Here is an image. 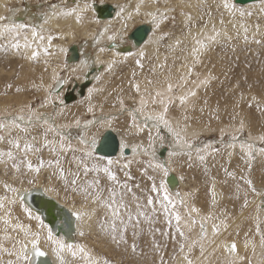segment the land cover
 <instances>
[{
    "label": "snow or ice",
    "instance_id": "obj_1",
    "mask_svg": "<svg viewBox=\"0 0 264 264\" xmlns=\"http://www.w3.org/2000/svg\"><path fill=\"white\" fill-rule=\"evenodd\" d=\"M161 0H150L153 5H159ZM103 3V0H101ZM96 0H75V7L59 9L56 4L50 6V11L46 12L43 17V22L38 26L29 25L26 23L17 24L15 22L8 23V16L0 15V52H15L21 54L23 49L24 59L30 61H37L41 56L48 58L55 53L51 51L53 48V40L58 39V36L53 35L48 29L45 28L51 18L57 16L74 17L77 24H81L87 13L91 12V22L96 24L97 30L94 31L90 38L97 49L95 59L91 57L82 59L80 64L71 68L70 74L67 78L59 75L55 69L53 70V84L47 89V95L41 100L38 106H33L31 103L22 104L14 112H6L4 116L0 117V166H3L5 175L11 170L13 175L17 178L27 176L32 173L35 174L32 178L27 180L29 185H34L36 176H38L42 169H51V175L55 176L62 184V189L65 193L71 192L73 198L80 197L79 207L73 205L69 208V217L76 222V229L73 232L70 228L60 230L61 226L57 225L54 229L46 222L43 215L35 210L28 204L27 197L31 195L30 189L16 187L13 184L4 183V194L0 195V264H50L46 259L49 252L54 256L56 264H110L107 259L101 260L94 252L86 245L74 240L73 236L83 237L85 232L81 225L87 220L91 221L97 215V212L103 209V216L97 220L99 230L111 239L117 246L120 244H127L126 233L131 227L133 229V237L139 235L141 221L152 225L157 221L154 219L161 213L164 215L166 223L169 227L173 226L175 221V233L172 234V240L178 244V252L180 254V264H208L209 257L218 248H223V251L228 255L223 260L222 264H252L251 259L247 255H239L238 246L235 241L231 243L222 242L216 244L215 237H217L221 228L227 230L229 225L225 220L216 222L217 218L210 212L207 215H199L200 209L195 206L188 205L179 192L173 194L168 186L166 178L169 176L170 167L167 163L161 162L156 153L155 145L156 138L163 144L166 137L162 133L166 132L173 142V151L168 153L169 157L178 155L187 156L189 166L193 157L195 156L198 161L203 164L207 155H211L214 151L219 149L214 148L208 143H196V137H189L187 135L188 124H182L177 120L175 124L168 119L169 105L173 103L174 86L169 81L164 92L155 91L151 103L153 105L159 103L163 105V111H149L147 95H151L148 89L145 88V94H141L139 104H133L128 107V115L130 117V124L128 128L134 129L136 134L144 133L147 130V146L143 143L129 145L121 142L120 151L121 156L124 155L126 149L131 147L133 155L142 154L147 159L128 160L123 165L127 169L135 162L143 165L141 175L150 181V186L147 189H142L143 196L137 195L133 190L139 189L140 184L130 185L127 181L134 179L130 172H125V181H121L113 170V161L108 160L106 164L100 163L94 154V149L97 143V134L88 135L89 126L99 125L100 127H111L112 120L115 117H101L88 120L84 123L82 131L76 137L79 146H73L72 138L67 135L63 129L70 127L66 124H57L56 116L63 113V106L65 100L61 98L63 85L71 79H80L83 77L87 79L88 75L96 67H100V71L93 76L96 82H99L104 73H111L114 66L120 63L119 53L116 51L118 42H123L129 23L133 20L134 16L141 15V8L145 5V0H138V3L131 9L125 4L117 2L113 5L115 12L113 19L120 24L119 29L114 27L113 20L102 22L96 15ZM219 8H223L224 12L231 16L236 15V7L234 2L230 0H222ZM11 11V9H8ZM168 10L161 11L159 7L154 10H148L143 13L146 17L150 18L149 23L152 25V31L159 30L163 21L167 20ZM175 11V9H171ZM261 13H264V0H261ZM207 15L211 17V12ZM239 15L252 16V12L240 11ZM174 19V17H173ZM193 17L191 14L187 15V20L191 21ZM223 24V19L220 21ZM233 27H236L234 24ZM244 29V40L247 42L248 28L240 25ZM257 31L259 25L256 26ZM207 29V24L205 25ZM31 34L29 35L27 33ZM191 34V29H189ZM192 35L193 46L189 50V55L192 57L193 65L198 62L199 56L204 50H207L210 45L218 43V38L221 31L217 30L215 25L209 31L201 29L199 32ZM166 38V34L161 35L160 39ZM229 39H231L229 37ZM151 41V38H149ZM183 41L179 38L176 39L171 48L178 47ZM260 44V40L254 41ZM106 44L111 45L112 57L107 61L100 58V53L109 51ZM66 50L63 47L59 48L60 53ZM134 55L128 52L124 57L126 60L128 56ZM139 57L136 60L138 67L143 68L141 61L145 57V51L139 49L135 53ZM167 58H165L166 60ZM48 61L45 59V64ZM160 67L165 65L161 64ZM47 70V69H46ZM67 70V66H65ZM193 67H188V72L185 76H181L184 85L188 83L187 76H191ZM74 74V75H73ZM147 83L151 85L153 81L148 80ZM196 84V81H192ZM207 80L200 81V84H206ZM184 85L178 84L176 87H183ZM59 86V87H57ZM11 87V86H9ZM135 91L140 94V85L134 84ZM199 87V84H197ZM102 89L89 88L88 99L91 100L94 91H101ZM17 92L21 89L17 88ZM196 91L187 89L185 93L178 97L179 104L184 106L190 97H195ZM120 111L126 109L123 99H119ZM52 105L53 112L46 113L40 111L49 105ZM59 106V112L57 107ZM251 106V105H250ZM115 107V104L113 105ZM89 112H93V106L90 104L88 107ZM188 117L185 116L184 120ZM77 127H81V121H75ZM244 127L243 120L240 123L238 132H242ZM155 129V136L153 135ZM38 134H34L37 133ZM224 131L221 130V139H223ZM51 136V139L49 138ZM261 143H264V135L259 137ZM231 143L227 144L229 148H235L236 142L239 141V136L233 134L231 136ZM240 150L247 157L250 162L255 158V153L264 154V147L257 148L254 143L240 142ZM55 157L45 161L39 154L43 150ZM68 153H72L71 158L66 160ZM79 153V155H77ZM33 157H36V163L33 162ZM103 157L100 158V161ZM69 165L68 168L64 164ZM74 166V167H73ZM249 163V170H250ZM149 170L153 174H149ZM207 171V169H205ZM228 176L235 178V174L227 172ZM92 176L89 179V176ZM101 174L106 177L108 185L104 186L101 182ZM159 180V182H157ZM24 180L20 179V184L23 185ZM244 183L248 186L251 192L259 197V202L256 206V214L253 217L254 232L253 236L259 237V247L261 253L258 259V264H264V192L257 191L253 181L246 179ZM55 193L59 195L55 187H45L43 189L44 195ZM129 196L131 200H129ZM146 197V200L144 199ZM213 202L216 200V193L214 189L211 192ZM19 204L23 213L28 221H35V226L32 224H25L14 215V208ZM249 201L245 195L242 207H247ZM178 205L186 209V216L181 215L178 210ZM91 206V207H90ZM196 213V216H193ZM66 219H68L66 217ZM211 222V236L209 239L208 224ZM198 225L199 232L196 239H191L188 233ZM155 234L158 229H149ZM142 231V229H140ZM161 235L167 237L168 232H163ZM177 235L179 239H177ZM11 244L6 247L5 244ZM207 242V246H206ZM154 247L159 251L160 245L153 240ZM216 244V248L212 252L208 251V247ZM45 247L48 249L44 250ZM251 247L253 256H256V243L249 238L244 241V249L247 250ZM198 249L199 255L193 257L194 251ZM131 250L136 252L137 245L135 242L131 245ZM6 255L14 259H8L6 262L2 257ZM41 258H45L42 260ZM171 259L175 262L176 255L174 254ZM160 264H168V261L161 255Z\"/></svg>",
    "mask_w": 264,
    "mask_h": 264
},
{
    "label": "rangeland",
    "instance_id": "obj_2",
    "mask_svg": "<svg viewBox=\"0 0 264 264\" xmlns=\"http://www.w3.org/2000/svg\"><path fill=\"white\" fill-rule=\"evenodd\" d=\"M15 6H21L25 8L28 4L34 6L41 4V9L45 8V5L50 7L52 4H61L65 2H71V0H15ZM129 1V0H125ZM72 3V2H71ZM96 3L97 0H96ZM171 4H176L174 0H171ZM73 4V3H72ZM12 10V9H11ZM198 16L192 22L189 21L183 25L181 21V11L175 10L168 15V19L161 25V35L166 34V38L158 41V48L160 52L165 55V66L154 67V61L156 55L146 54L144 59L141 61L143 68L138 67L136 60L138 56L126 60L124 62L117 63L111 73L105 72L102 79L97 85H102V90L97 96H92L91 102L93 106V112L88 111L90 102H82L75 105H71L70 109L64 113L61 118L62 121L72 119L78 116L80 120H90L97 116L98 105L102 109L109 111H118L119 99L133 98L136 96L135 83L141 84V93L145 94L144 90L147 86L148 92L151 93L149 96H153L150 86L153 83H159L164 78H169L172 75L171 70L176 66L177 63H181L180 54H184L187 51V43L182 42L178 47L174 49L170 47L169 41L174 39L177 34L184 36L186 29H192L199 25H206L209 20H213L218 24L227 28L225 21L227 20L224 12L221 8L218 9L216 0H204L203 4L197 6ZM243 11V10H241ZM252 12V16L241 17L236 14L232 19L242 22L248 29L251 25V32L248 30L246 35L248 36L247 42L244 40L245 32H236L227 39L226 37H219L218 43L211 45L206 52L201 55L200 61L194 65V69L197 70V77L202 78L203 74L208 73L211 78L207 84L202 85L197 96L198 104L191 103L190 106H186V110L181 114L180 106L175 105L176 96H173V103L169 105V115H180L188 117L185 122L203 125L214 130L205 133H196L192 137H196V143H208L219 151L212 152L211 155L206 156V160L201 164L198 159L194 156L189 166L187 156L178 155L173 158L172 163L181 175V179L184 185V190L190 193L191 200L197 207L203 212L212 210V214L219 220H225L229 222L237 215L245 211H249V205L245 208L242 207L244 203L245 195L250 200L254 197V194L248 189V186L244 183L246 179H251L257 191L264 192V171L261 169V159L264 158V154L255 153V158L252 161H248L247 157L240 150V142H251L256 145L257 148L264 147V143H261L259 137L264 135V16L259 15V12L248 10L244 12ZM211 12V17L207 15ZM174 17V19H173ZM223 19V24L220 23ZM257 25L259 30L257 31ZM126 42L127 38L125 39ZM260 40L261 43L257 44L254 41ZM53 41H58L54 39ZM11 52V51H10ZM0 52V103H9L11 107L6 108V112L18 109L20 106L16 105L17 98L19 95L24 94L27 102L24 104L31 103L33 106H38L41 100L46 96L48 88L45 87L44 82L49 80L48 72L53 65L52 59L41 57L37 61H31L30 66L24 61L23 53L15 54V52ZM10 54V55H9ZM182 56V55H181ZM45 59L48 63L45 64ZM44 61V62H43ZM52 64V65H51ZM50 65V66H48ZM99 67V66H98ZM47 69V70H46ZM155 69L157 71H155ZM169 70V71H168ZM168 71V72H167ZM66 72L63 69L62 74ZM174 72V71H173ZM163 74V75H161ZM174 74V73H173ZM66 75V74H65ZM191 78L194 74H191ZM148 80L153 81L151 85L147 83ZM39 82L43 83L40 84ZM39 83V84H38ZM48 83V84H49ZM174 86V92L178 93V84ZM146 85V86H145ZM11 86V87H9ZM21 89L17 92L16 89ZM82 99V98H81ZM79 99V100H81ZM130 101V100H129ZM127 102V101H125ZM115 104V107L113 105ZM251 105V106H250ZM53 107H48L47 111L52 113ZM5 112V113H6ZM3 113V114H5ZM117 113V117L113 119L112 126L117 129L120 134L125 136L130 141H135L136 144L143 143L147 146V133L136 134L135 131L130 130L128 125L130 121L128 115L123 113ZM1 114V115H3ZM99 114V115H100ZM119 114V115H118ZM243 120L244 127L242 132H238L240 129V123ZM83 122V121H82ZM218 125H226L228 130L232 126L231 130H223L224 135L221 139V130ZM222 127V126H219ZM101 131L99 126L93 127L91 134L94 132ZM220 131V132H219ZM34 134H38L34 133ZM235 134L239 136V141L236 142V147L233 149L234 158L228 156L229 147L228 143H231V136ZM72 139L78 136L76 130L67 133ZM155 136V131L153 132ZM166 136V134H165ZM51 139V136L49 137ZM159 139L158 137L156 140ZM166 141V139H165ZM42 158L47 161L49 159H55L48 150H43L40 154ZM72 153H68L66 160L71 158ZM79 155V153H77ZM246 158V164L238 170L235 167V162L241 163L243 160L240 158ZM95 158L103 164L107 163V159L100 161L101 157L95 156ZM33 162L36 163V157H33ZM147 159L143 155L132 160ZM123 160V159H122ZM249 163L251 165L249 170ZM65 168H68L67 163L64 164ZM74 167V166H73ZM113 170L116 172L119 179L125 181V172H130L134 178L127 181L130 185L140 184V188L133 190L137 195L143 196L142 189H147L150 186V181L141 175L143 165L133 162L129 168H123L120 162L113 161ZM207 169V171H205ZM227 172L235 174V178L228 176ZM51 169H42L41 173L36 176V185L40 183L41 186L55 187L59 193L56 198L69 205L79 207L80 197L73 198L71 192L65 193L62 189L61 182L51 175ZM149 174H153L149 170ZM35 174H28L27 176L17 178L13 175L11 170L5 175L3 166H0V194H4L3 184L9 183L16 187L32 188L34 185H29L27 180L32 178ZM92 176L90 174L89 179ZM20 179L24 180L23 185L20 184ZM213 181L217 182L218 188L223 192L224 197L221 201L215 205L211 201L210 197V185ZM101 182L104 186L108 185L106 177L101 174ZM159 182V180H157ZM195 189V192H192ZM31 190V189H30ZM37 194L40 192H36ZM146 200V197H144ZM129 200L131 197L129 196ZM91 207V206H90ZM18 206L14 208V215L25 224H32L35 226V222L28 221L24 213L18 211ZM103 209L97 212L96 226L94 235L95 238L85 233L84 238L80 239L85 242L94 252V254L101 260L107 259L110 264H160L161 255L168 264H177L180 254L178 252V244L172 240V234L175 233V221L173 220V226L169 227L166 223L164 215L161 213L154 219L156 223L149 225L148 223L141 221L139 235L133 237V229L129 227L126 233L127 244H120L117 246L111 241V239L105 236L97 225V220L103 216ZM245 221L248 224L247 233L244 236H239L238 228L231 230V233L227 235L230 240L232 237L239 239H246L253 236V229L250 223L251 215H244ZM158 229L153 234L149 229ZM238 230V231H237ZM163 232H168L169 236L165 237L161 235ZM189 235V234H188ZM177 239L179 236L177 235ZM153 240L160 245L159 251L154 247ZM133 242L137 245L136 252L131 250ZM10 243V242H9ZM8 244V243H7ZM5 244L6 247L11 245ZM176 255V261L174 262L171 257ZM199 255V250L196 249L193 253V257ZM2 259L6 262L8 259H14L4 255Z\"/></svg>",
    "mask_w": 264,
    "mask_h": 264
},
{
    "label": "bare ground",
    "instance_id": "obj_3",
    "mask_svg": "<svg viewBox=\"0 0 264 264\" xmlns=\"http://www.w3.org/2000/svg\"><path fill=\"white\" fill-rule=\"evenodd\" d=\"M71 2H65V3H61V4H56V5L58 6V10L59 9H65L66 10L67 8L75 7V0H71ZM97 2L98 3H96V5H95L96 7L97 6L103 7L105 5H110L111 7H113L114 4L119 2V3L127 5L129 7V9H131L138 3V0H129V1H125V0H103V3H101V0H97ZM170 2H171V0H161L159 5H153V4L150 3V0H145V5L142 6V8H141V15L134 16L133 20L129 23V28H128L126 36H125V39L127 38L128 42H126V40H124L123 42H118L117 45H116V51L119 53L121 62H124L126 60H129V59L133 58L134 56H137V55H135V53H137L139 49H143L145 51V55L146 54H149L150 56L153 55V54L156 55V58H155V61H154V67H156V69H158V67L160 68L159 65H161V64L165 65V55L162 52H160L159 50H157V48L159 46L158 41L160 39V33H161V29L160 28H161V25L163 24L164 21L161 23L159 30L153 32L152 31V25L149 23L150 18H148L145 15H143V13L148 11V10H154L156 7H159L161 9V11L168 10L167 14L170 15L171 12H173V11H171V9H175V10L181 11V13H180L181 21H182V24L185 25V24H187L189 22L187 20V15L188 14H191V16L193 17V19L191 20L192 22L197 18L198 14H199L198 11H197V6L200 5V4H203L204 0H174V2L176 4H171ZM230 2H234L235 3L236 14H239V12L241 10H243V11H248V10L256 11L257 10L259 12V15L264 16V13H261V11H260L261 0L254 1V2H251V3H246V4H243V5L236 3L235 0H230ZM15 3H17V1H15V0H0V15L8 16L9 20L6 21L8 23H11V22H15L17 24L26 23V24L33 25V26H38L39 24H41L43 22L44 14L51 10L50 7H48L47 5H45V8L41 9V7H42L41 4L34 5V6L28 4L27 6H25V8H21V6H18V8H17L15 6ZM221 3H222V0H216V5L217 6L219 4H221ZM8 9H12V10L8 11ZM221 9L224 12L222 7H221ZM102 10H103V8L102 9H98L97 11L102 13ZM114 12H115V9L113 7V11H112L111 17L110 18H105V19H100V20L102 22L108 21V20H113L114 27L119 29L120 24L113 19ZM224 14H225L226 18L228 17L227 20L225 21L227 28H225V26H222V25L218 24L217 22H215L213 20H209L207 22V29H205V25H199V26L193 27L191 29V34H195V33L199 32L201 29H204L207 32V31H209L211 29V27L213 25H215L217 30L221 31L220 37H226L227 39H229V37L231 38L234 35V33H236V32H240V31L244 32V29L240 27V25L243 24L242 22L232 19L231 15H229L226 12H224ZM91 16H92L91 12L87 13L85 15L84 20H83V22L81 24H77L75 22L74 17L57 16V17L51 18L49 23L47 25H45L46 29H48L53 35L59 37L57 39L58 41H53L52 42L53 43V48L51 49V51H53L55 54L53 56H51V57H48L49 59H52L54 61L53 65L55 63V66L53 68H50V71L48 72V75H49V78H51V81H50V83H49V80L44 82L46 88H49V86L53 84L52 77H53V70L54 69L59 75L67 78L69 76V74H70L71 68L78 66L82 59H85V58H88V57H91V59H95L96 58L97 49L94 46L93 41L91 40L90 36H91V34L94 31L97 30L98 26L91 22ZM234 24L236 25V27H233ZM142 25L147 27L146 38H145V40L142 43H139V44L135 45L133 43V41L131 40V38H130L131 33L137 27L142 26ZM248 25H249V29L248 30L251 32V29H252L251 25L250 24H248ZM27 34L29 35V37L31 36L30 32L27 33ZM191 34H189V28H187L184 36H181L180 34H177V36L174 39L169 41V45H174L176 39L179 38L183 42L187 43V51L184 54H180L181 63H177L176 66L173 68V70H171L172 75L169 78H164L161 82L153 83L150 86L151 92H152V94L154 96L155 95V91H157V90L164 92L165 89H166V86H167V82H169V81L173 84V86L176 85V82H178L177 84L184 85V81H182L180 78H181V76H185L186 73L188 72V67L192 66L193 67V71H192L191 74H194V77L191 78L190 76H187L186 79L188 80V83L186 85H184L183 87H178V93L174 92V96H176L175 105H180L178 97L183 95L187 89L190 88V89L195 90L196 91V96H197V93L199 92L200 88L202 87V85H204V84H200V81L207 80V83H208V81H210L211 78H212V77H210L208 75V73L203 74L202 78L197 77V70L194 69V65L197 64L200 61L201 55H203L206 52V50H204L202 52V54L199 56L198 62L193 65L192 57L189 55V50L193 46L192 35ZM149 38H151V41L149 40ZM108 45L109 44H106L105 46L108 47ZM73 46L76 47L77 52H78V55H77L76 59L73 57V52H72V47ZM60 47H63L66 51L64 53H60L59 52V48ZM21 52L23 53V49L21 50ZM128 52H132L134 55L128 56V58L125 60L124 57L127 55ZM99 55H100L101 59L107 61L108 59H110L112 57L111 48H109L108 52L100 53ZM41 57H43V56H41ZM24 61L26 62V64L28 66H30V64H31L30 60L24 59ZM48 66H50V65H48ZM65 66H67V70H66V72L64 74H62V71H63V69H65ZM156 69H155V71H157ZM99 71H100V67H96L94 69V73L89 76L90 85L87 87V89L85 91V96L82 99L79 98L81 100L78 99L76 102H73V103H71L69 105L63 106V113L62 114H58L56 116V123L57 124L70 125V127H66V128L63 129V131L66 134L68 132L74 131V130H76L78 132V134H79L82 131L83 125H84V123L87 122V120H85V119L84 120H82V119L80 120V118L78 116H76V117H73L72 119H69V120H66V121H62L61 120L62 117H60V116H62L64 113H66L67 110L70 109L71 105H75V104L78 105V103H82V102H88V103L90 102V104L92 105L91 100L89 101V99H88V95H89L88 89L89 88H96V89H102L103 88L102 85L98 86L97 85L98 83H96V81L93 79V76H95ZM161 75H163V74H161ZM84 81H85V79L83 77H81L80 79H71V80H69L67 83H65L63 85V91L61 93V98H63V95H64L67 87H69L70 85L74 84V82L77 83V84H80V83H82ZM192 81H196L197 83L193 84ZM39 83L43 85V83H41V82H39ZM135 84H137V83H135ZM197 84H199V87H197ZM139 85H141V84H139ZM57 87H59V86H57ZM145 88H147V86ZM135 93H136L135 97H133V98H128L127 97V98L124 99V102L127 101V102H125V105L127 107H126V109L123 112H121L120 110H118V111L116 110L114 112L113 111H109V110H107V108L106 109H104V108L102 109V107L100 105H98L97 111L101 110L99 112H101L103 114L99 113L100 115L98 114L94 118H96L97 120L99 118H101V117H109V116L116 118L118 112L128 115L127 108L131 107L134 103L138 105L139 101H140V98H141V94H143V93L138 94L136 91H135ZM45 94L47 95V91H46ZM99 94H100L99 91H94L92 96H97ZM153 96H150V98H149V96H147V99H148V110L149 111L155 110V111H158V112H162L163 111V105H161L159 103L153 105L151 103V100H152ZM195 97H190L188 102L184 106H180L179 107L181 114L186 110V106L187 105L190 106L192 102H194L193 103L194 105L198 104V98H195ZM16 102H17L16 103L17 106H21L22 104L26 103L27 100L24 97V94L19 95V97L17 98ZM51 106L52 105L50 104L48 107H51ZM8 107H11L9 105V103H6V102L0 103V117L5 115L3 113L6 112V108H8ZM47 108H45L43 110H47ZM16 110L17 109L11 110V112H14ZM43 110H40V111H43ZM43 112L50 113V112H47V111H43ZM57 112H59V106L57 107ZM1 114H3V115H1ZM126 117H128V119L130 121L129 115L126 116ZM167 118L170 119L173 124H175V122L177 120H180L182 124H188L189 127H188V131H187V135L189 137H192L196 133L197 134L200 133V132L205 133V132L214 130L212 127L208 128V127L203 126V125H195V124H191V123L185 122L183 116H180V115H176V114L175 115H169V117H167ZM77 119H79L81 121V127H77L75 125V121ZM112 124H113V120H112ZM95 126H99V125L97 124V125L89 126V128H88V135L89 136L92 135L91 134V130ZM219 126H222V127H219ZM225 127H227V126L226 125H218V128H220V130L229 131V130H231V128H233L231 126L230 129L228 130ZM100 128H101V131H98V132L95 131L93 133V134H97V143H96V145L99 143L100 138L103 135V133L105 131H107V130H112L117 135V138H118V141H119V151H118L117 155L115 157H109V158L103 157L104 159H107V160L110 159L112 161H117V162H120L122 165H124L125 163L128 162V160H132L133 158H138L139 156L142 155V154L133 155V153L131 152V147H129L128 148V150L130 151L129 155L121 156V151H120L121 142L123 141V142H125V143H127V144H129L131 146L133 144H136L135 141H130L129 139H127L125 136L120 134V132H118L117 129H115L113 126H111V127H100ZM132 130L135 131L134 129H132ZM152 131L154 132L155 129H153ZM146 133H147V130H146ZM162 134L163 135L166 134V136H165L166 137V141H164L163 144H161L159 142V139H157L156 140L155 149H156V153H157L158 159L161 162L167 163L169 165V167H170L169 176L170 175H174L175 176V180L176 181L174 183H172V184H169V181H168V177L169 176L166 178V180L168 182L169 189H170V191L173 194H175L176 192H179L188 205L197 207L195 205V203L191 200L190 193H188V192H186L184 190L185 183H183V181L181 179V175L178 173V170L174 167V165L172 163L173 158H175L176 156L175 157H169V155H168V153L170 151L174 150L173 146H172L173 142L171 140V137H169L166 132H164ZM76 137L74 139H72L73 146H79L78 145V141L76 140ZM233 151H234L233 148H229V150L227 151L228 152L227 153L228 156L234 158L235 154H234ZM160 152H162V154H160ZM94 154L97 157H101V156L97 155L95 153V151H94ZM240 159L243 160L241 163L235 162V167L238 170H240L246 164V161H247L246 158H242L241 157ZM260 163H261V169H263V171H264V158L261 159ZM45 187H47V186H41L40 183H37L36 185H34V187L28 188V189H31L30 190L31 191V195L27 197L28 204L31 207H33L32 205H34L36 207L34 209L38 210L40 213L43 210V208L46 205V203H43L41 201V198L36 197L37 195H35V192H40L42 194L43 193V189ZM20 188H23V187H20ZM213 189H214V191L216 193L215 202H213L212 197H211V192H212ZM192 192H195V189H192ZM209 193H210V197H211L210 199H211V201L213 202L214 205L217 202L221 201V199L224 197V194L218 188L216 181H213L211 183ZM0 195H3V194H0ZM42 195H43L44 198L52 199L58 205L63 207V209H65V211L68 213V217H69L68 210H69V208L73 207L72 205L65 204V203L59 201L56 198L55 193H49L48 195L42 194ZM30 199H31V202H33V204L29 203ZM248 201H249L248 205L250 207L249 208L250 210L249 211H245V213L251 215L250 223L252 225V229H253V232H254L253 217L256 214V206H257V203L259 202V197L254 195V197L252 199L248 200ZM16 206L19 207L18 211L20 213H23V211L20 208L19 204H17ZM38 207H40L41 209H38ZM197 208L199 209V207H197ZM47 210H48L47 212L49 214L52 213L50 208H48ZM178 210L180 211L181 215H185L186 216V209L184 207H180L178 205ZM210 212L212 213V210H210L208 212H206V211L203 212L202 210H200L199 215H207ZM245 213L242 212L239 215H237L235 218H233L229 222V224H228L229 227H228V229L226 231L223 230V228H221L220 234L217 237H215L214 239L216 241V244H221L222 242L231 243V242L235 241L237 243V246H238L239 255H242V256L243 255H247L251 259L252 264H258V259H259L260 253H261V249L259 247V237L258 236H255V238L254 237H249V239H252L257 245L256 256L252 255L251 247H249L247 252L245 251V249H244V241L245 240L244 239H239V238H236V237H232L229 240L227 238V235L231 233V230H235L237 228L240 231L239 232L240 233L239 236L246 235L247 230H248L247 229L248 224L246 223L245 218H244ZM196 215H197L196 213H193V216H196ZM70 220H71L70 229L74 232L75 229H76V222L74 220H72L71 218H70ZM221 220L217 219L216 222L219 223V221H221ZM33 222H35V221H33ZM58 224L61 226L60 230L63 231L64 229H68L67 228V224L65 222L56 223V225H58ZM95 226H96V217H93V219L91 221H87L86 220L81 225L83 231L85 233H87L88 235L92 236L93 238H95V235H94ZM54 229H55V227H54ZM198 232H199V227L197 225L193 229V231L191 233H188L189 237L191 239H196L198 237ZM208 232H209V239H213V237L211 236V222H209V224H208ZM72 238L74 240L86 245L89 249H91L85 242L80 240V239H83L84 236L83 237L73 236ZM216 244H212L210 247H208V251L212 252V250L214 248H216ZM7 245H11V244L8 243ZM206 246H207V242H206ZM44 250L47 251L48 249L45 247ZM227 255L228 254L223 251L222 247L218 248L209 257L208 264H222L223 260L225 259V257ZM48 259L50 260L51 264H56L55 258H54V256H52V254L50 252H49ZM175 263L180 264V257H179V260H177V262H175ZM244 264H247V261H245Z\"/></svg>",
    "mask_w": 264,
    "mask_h": 264
},
{
    "label": "water",
    "instance_id": "obj_4",
    "mask_svg": "<svg viewBox=\"0 0 264 264\" xmlns=\"http://www.w3.org/2000/svg\"><path fill=\"white\" fill-rule=\"evenodd\" d=\"M254 1H258V0H235L236 3L241 4V5L246 4V3H251ZM96 8L97 10L103 8L102 13H100L99 11H97L96 13L99 19H105V18L111 17L113 7H111L110 5H105L103 7L97 6ZM146 34H147V27L142 25V26L137 27L131 33L130 38L133 41V43L137 45L139 43H142L145 40ZM108 48H111V45H108ZM72 52H73V57L76 59L78 52L75 46L72 47ZM93 73H94V69L88 75L87 79H85V81L80 84H77L74 82V84L70 86L68 85L69 87L66 88V91L62 98L65 100V105H69L73 102H76L79 98H83L85 96V91L87 87L90 85L89 76ZM94 151L97 155L101 157H105V158L115 157L119 151V141H118L117 135L112 130L105 131L103 135L101 136L99 143L96 145ZM129 152L130 151L126 149L124 152V155H129ZM160 154H162V152H160ZM168 181H169V184L174 183L176 181L175 176L170 175L168 177ZM35 195H37L36 197L41 198V201L43 203H46V205L43 208L44 211L42 210L41 214L43 215L46 222L50 223V226H52L53 228L54 227L56 228L57 226L56 223L65 222L67 224V228H70L71 220L68 217V213L65 211V209H63V207L58 205L52 199L44 198L41 193L37 194L35 192ZM29 203L33 204V202H31V199ZM32 206L33 208H36L34 205ZM48 208H50L52 213L49 214L47 212ZM38 209H41V208L38 207ZM66 217L68 219H66ZM41 259L44 260L45 258H41ZM46 259L50 262L48 257Z\"/></svg>",
    "mask_w": 264,
    "mask_h": 264
}]
</instances>
